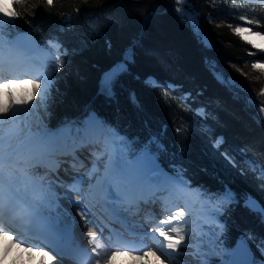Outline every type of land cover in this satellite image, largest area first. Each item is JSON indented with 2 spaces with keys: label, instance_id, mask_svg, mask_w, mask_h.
Segmentation results:
<instances>
[{
  "label": "trees",
  "instance_id": "16d2710c",
  "mask_svg": "<svg viewBox=\"0 0 264 264\" xmlns=\"http://www.w3.org/2000/svg\"><path fill=\"white\" fill-rule=\"evenodd\" d=\"M187 2L210 49L203 47L190 23L182 22L180 0H53L51 6L47 0H20L15 5L20 16L14 23L3 22L0 33L15 38L29 30L38 50L53 51L50 41L60 45L43 103L50 128L82 124L96 112L133 141L128 159L158 135L165 149L158 152L161 168L172 175L174 168H183L185 179L202 192L221 194L227 186L235 193V202L219 206L220 237L229 249L245 238L253 259L264 261V218L245 206L246 194L264 206L261 182L246 163L264 164V72L252 67L264 62V51L234 32L243 25L264 32V4ZM129 49L134 62L128 63L127 72H117L111 98L103 91V80ZM149 77L159 86L148 85ZM133 93L142 111L131 102ZM219 137L224 143L217 149ZM219 258L215 254L211 264Z\"/></svg>",
  "mask_w": 264,
  "mask_h": 264
},
{
  "label": "snow or ice",
  "instance_id": "6c2138e0",
  "mask_svg": "<svg viewBox=\"0 0 264 264\" xmlns=\"http://www.w3.org/2000/svg\"><path fill=\"white\" fill-rule=\"evenodd\" d=\"M20 0H11L6 3L5 0H0V30H2L3 22L14 23L15 19L20 16V13L16 11L15 5ZM187 2V0H185ZM47 4L51 6L53 0H47ZM191 5H189V8ZM178 14L181 17L182 22L190 23L195 34L200 36V42L203 47L210 49L212 47L207 37L199 31L198 19L190 14L188 11H182L177 9ZM234 32L242 37L248 44L252 45L256 49L264 51V33H253L250 27H236ZM255 37V38H253ZM257 40L259 42H257ZM49 47L53 50V53L59 51L60 45L58 43L49 42ZM110 47V45H109ZM67 49L64 50V55H67ZM134 53L129 49L125 54V63L118 66L119 71L127 72V63L133 61ZM51 59L55 61L58 59L55 55L51 56ZM207 62V61H206ZM213 66L214 61L212 62ZM254 69L264 71V63H255L252 65ZM4 70V62L0 59V72ZM107 74L105 77L103 91L111 98H114L112 91L113 82L116 75ZM216 78L220 82H225L222 73H216ZM0 79H3L0 77ZM44 81L43 91L40 96V101L43 104L47 98L52 81L48 79V76L38 77L34 82L29 79H3L0 83V96L6 95L8 97L7 102L0 101V113L7 114L9 111V104L15 103L18 107L28 104L35 99V90L41 89L40 80ZM146 83L153 87H158L157 81L149 77ZM228 84L236 86L231 80L227 81ZM169 88H175L174 85L169 84ZM261 94H264V89L261 90ZM130 99L133 105L143 110L142 106L136 99L135 94H130ZM257 111H262L260 108ZM197 114L204 117V110L198 109ZM206 118V117H205ZM3 119L0 118V221L8 219L9 223H22L24 220L31 221L28 224H23V227L29 228L31 231L38 233L44 237L46 241L51 242V246L54 250L59 248H71L77 255L82 254L83 250L75 245V240L72 236V225L68 221L73 220L71 214L66 210L61 209L57 212L55 217L45 216L43 211L36 208L39 204L43 209L51 212L53 207L58 208L56 200L59 199L56 193L52 191V185L55 181H46L45 178L30 174L31 170L37 166L45 167L51 171L59 168V161L54 157L58 155H71L73 162L69 165L72 169L83 167L82 162L75 156V151L86 144L102 145L103 151L101 153H93L96 162L100 163L104 168L103 179L98 180L95 185H90L88 189L80 187L83 183V177L79 174L72 177L73 183L69 185H61L62 190L66 193L65 199L73 207L90 205L96 202H103L110 207L118 210H125L124 205H133L139 199L146 195L153 194L157 188H163L169 190L176 195L184 196H205L204 203L210 205L213 210H216L221 204L228 202H235V193L230 188L225 186V190L221 194H210L196 190L195 193L186 191L190 187L189 181L185 179V171L183 168L176 167L173 169L174 175L169 176L165 173L160 165L157 163L158 152L164 151V146L160 142L158 135H152L151 138L143 144L139 153L135 154V159L129 160L128 153L132 150L133 141L128 140L126 137L121 136L116 129L105 124L104 121L99 119L95 113H92L88 120L84 122V128H67L61 129L60 135L56 133H50L45 129L43 135H38L37 138L30 143L27 148V157L25 163L27 169H20V177L17 178L15 173L10 169L8 172L9 184L12 185L16 179L24 184L28 196L27 199L22 202L17 196L9 195L6 197L4 192V176H5V153H4V133H3ZM176 131H179L177 129ZM14 129L10 128L7 135L11 136ZM224 143V138L219 137L214 145L215 148ZM153 146L156 151H153ZM13 153L18 156L21 153V146H17L11 152L8 153L9 158ZM249 164V168L255 175L256 179L261 182L260 188L264 190V164L256 165L251 161H246ZM99 172L96 167V163H93L92 168L89 170V175H94ZM17 192L19 188L17 187ZM79 192L84 197L83 202L76 201L71 193ZM216 200V204L213 205L212 200ZM245 206L251 211L258 214L261 218H264V206H262L253 197L246 194ZM85 211L88 212L91 217V210L89 207H85ZM184 213L181 209L175 215H169L166 221H157L158 226L153 232H144L143 238L152 237L153 239L159 238L161 241L160 247L162 251H166L169 258L173 255H182L178 249L182 245L184 236L181 234L182 229L179 226H173L178 223L176 217H183ZM62 218H67L64 221V227H60ZM169 228L166 231L165 228ZM191 234V233H190ZM118 238L123 239L122 233L116 234ZM0 237L6 241L5 253L13 246L20 247L19 243H16L14 236L9 234V231L0 224ZM99 238L96 235L91 237V241L95 244V248L91 251L95 253V264H114L118 256H129V264H152V261L147 258L155 257L159 260L155 251L151 249L144 251L143 249H134L132 252L128 250L124 251H111L105 252L103 255L101 251V245L97 243ZM49 246L47 243L38 245V247ZM192 246L194 248L193 255L201 258L200 264H207V261L203 259L207 253L200 251V245L183 244V247L188 248ZM147 247V245H145ZM29 256H32L33 249L28 248ZM140 252L142 254H136ZM241 259L238 264H248L247 257L248 252L246 248L239 249ZM41 259L38 264H52V256L45 251L39 253Z\"/></svg>",
  "mask_w": 264,
  "mask_h": 264
},
{
  "label": "bare ground",
  "instance_id": "6f19581e",
  "mask_svg": "<svg viewBox=\"0 0 264 264\" xmlns=\"http://www.w3.org/2000/svg\"><path fill=\"white\" fill-rule=\"evenodd\" d=\"M35 56L36 54H33L32 52L24 49L16 38L12 39L10 42L0 41V59L3 60L4 65L9 66V69H6L4 66V70L0 72V77L2 78H4L5 76L8 77L4 79H29L35 82L38 77L47 75L46 73L43 72L42 68L38 67V65L32 62V59H35ZM41 80H40L41 89L35 90V97H37V99L40 98L42 90H43V82H42L43 80L42 81ZM0 83H2L1 79H0ZM7 100H8V97L6 95L0 96V101L7 102ZM12 106L15 107V105L10 103L9 111L7 114L0 113V118H2L4 121L3 133H4V153H5V161H4L5 174L9 172L6 169V166H8V164H11L12 162H15V163L17 162L18 164H26L25 159L27 157V148L31 143V140L29 142L28 137L30 136L33 138L35 137L34 138L35 140L38 136V134L32 133L31 135V133L28 132L23 135V138H20L21 135H19L20 131L18 132V130H19V127L22 126V123L18 118H17L18 120L15 118V115H13L14 112L11 110ZM23 114L24 112H22L19 116L21 117ZM10 128L14 129V132L11 136H8L7 133ZM67 128L76 129V127L71 126V127H62L57 132H53L54 130H50V131L51 133L58 134V132L61 129H67ZM17 146H21L20 155L18 156L16 153H13L12 157L9 158L8 153L11 152L13 149H15ZM102 151H103L102 145H93V144H86L85 146L75 151V156L78 158L80 162H82L83 167L72 169L70 171L71 172L70 175L75 176L79 174L80 176L83 177V183L80 185V187L84 189H88L90 185H95L98 180L103 179L104 168L102 167L100 163L95 161L94 156H93V153H101ZM54 159L59 161V168L55 169L54 171H51L45 167L38 166V169H37L38 174H35V176L41 177V174L43 175V174H46L47 172L52 173V174L57 173L58 176H60L59 177L60 182L67 184L69 182L67 180H70V179L67 178V176L63 175L62 173H59V170L64 168V166H69L73 162L72 156L71 155H58L54 157ZM90 162H91V166L88 169V172L85 173L84 172L85 170L81 171ZM93 163H96V167L99 169V172L94 175H89L88 173H89V170L92 168ZM23 167H28V166H23ZM19 177L17 176V178ZM4 182L9 183V180L6 179L5 176H4ZM12 185L15 187L16 186L21 187L22 191L27 193L26 189H24L25 188L24 184L19 179H16ZM52 191H54L57 197H59V199L56 200V204H58L59 207L58 208L53 207L56 213L60 212L61 209L66 210L68 213H70L73 220L68 221V223L72 225V232L73 231L78 232V234L81 237H83L84 239L88 241H91L90 239H87V237L84 235L83 232H85L88 225H90V227L91 225L92 227L95 226V224H92L93 220L95 219L94 216L89 217L85 215V213H83L81 210L78 209L79 206L73 207L67 201V199H65L66 193L64 191L62 190L55 191L53 187H52ZM23 192H21L22 195H23ZM195 202L196 201H195L194 196L176 195L169 190H165L163 188H157V190L153 194L142 197L135 204L130 205V206L124 205L125 210L123 211L119 210V216H118V219L116 220L125 219L126 218L125 216H127V214L129 215L130 211H132L135 215L139 214L142 216H146L145 218L146 224H145L144 230L147 232H153L155 228L158 226L157 221H161V222L166 221L169 215H175L178 211L182 209L184 213L183 217L177 216L176 220L178 223L173 225V226H179L182 229L181 234L184 236V240L182 241L181 247L178 249L179 253H182V255H173L172 258H169L168 255L166 254V251L161 250L160 239L155 238V240L158 241L159 243L157 242L158 243L157 244L156 242H151V244H148V246H149V249L157 253V256H159L160 259L156 260L155 257H151L147 259H150L152 261V264H172V263L198 264L199 256L192 254L194 251V248L192 246L185 248L183 247V244H190V245L200 244L198 241L200 239H197V242H196L195 236L197 235V232H198L197 236L202 237V234H204L205 232H210L213 229V227H212L211 221L209 220L210 213H208L207 217H205L206 216L205 214H204L205 216L203 217L202 214L196 213L198 214L197 219L196 218L194 219L193 215H191L193 209L196 206ZM100 203L101 202H96V203H93L87 206L91 207L92 205L95 208H98L100 206ZM147 210H150V211L147 212ZM149 212H151V215H152L151 217L154 216L151 220H150L151 217L150 218L147 217V213ZM135 219H138V216ZM65 220L67 219L64 218L63 221ZM3 221H0V224H2L3 227H5V229H10L13 227V225L9 223L7 219H4ZM61 226L64 227V222H62ZM99 226L100 225L95 226L94 229L91 231L93 232L92 236L96 235L99 238L97 240V243L101 245V249H99V251H101V254H103L107 252V250L104 249L103 244L105 242H108L109 238L108 236H106V234L104 235L103 233L100 232ZM165 230L170 232V229L167 227L165 228ZM170 234L175 235L174 233H171V232ZM148 238H152V237H148ZM6 243L7 242L3 240L2 244L0 245V264H38V261L41 259L39 255L40 252H38L36 249H33L34 252L32 253V256L30 257L28 251H26V249H28L29 247H24L23 244L20 247L13 246L5 253ZM93 245L95 246V244ZM114 251H124V250L116 248L114 249ZM218 252L219 253L216 255H220V256L225 255V253L222 254L221 251H218ZM214 256L211 257L212 261L210 263L208 262L207 264H211L212 262H214L213 260ZM8 258L10 259V261L7 260ZM129 260H130L129 256L121 255L116 258L114 264H129ZM252 264H255V263H252Z\"/></svg>",
  "mask_w": 264,
  "mask_h": 264
},
{
  "label": "rangeland",
  "instance_id": "374dc122",
  "mask_svg": "<svg viewBox=\"0 0 264 264\" xmlns=\"http://www.w3.org/2000/svg\"><path fill=\"white\" fill-rule=\"evenodd\" d=\"M253 1L261 2V3L264 4V0H253ZM5 2L8 3V2H11V0H5ZM179 9L182 10V11H188V12H190V14H192L193 16H195V13L191 10V8H189V4H188V2H185V0H180ZM253 38H255V37H253ZM12 39H14V38H5V36H3L2 33H0V41L1 42H3V41L4 42L9 41L10 42ZM257 42H259V41L257 40ZM52 55H55L56 56V52L53 53V51H50L49 49L44 48L42 50H39L36 53V56H35V63L34 64H36V65H38V67L42 68L43 72L46 73L47 76H48L49 72L56 67V61H57V59L55 61H53V59H51V56ZM124 63H125V60L119 62L107 74H112L114 72L117 73L119 71L118 66L121 65V64H124ZM257 63H264V62L258 61ZM126 66H128V63H127ZM5 78H6V76H5ZM3 79H1L2 82H3ZM104 81H105V78L103 80V85H104ZM42 82L44 84V81H42ZM12 104L15 105V107L14 106L11 107V110L14 112L13 115H15V118L16 119L18 118L21 121V123H22V126H20L19 127V130H18V132L20 131L19 132V135H21L20 138H23V135L25 133H28V132H30L31 135H32V133H35V134H38V135H43L45 129H47V131L51 133V131L48 130V126H47L48 125L47 124V117H48V115H47V112L44 109L43 104L40 101V98L37 99V97H35V99L33 101H30L28 104L22 105V106H19V107L15 103H12ZM14 108H16L19 113ZM21 111L24 112V114L20 117L19 115L22 113ZM17 120H15V121H17ZM68 127H70V126H68ZM57 131L58 130H54L53 132H57ZM58 134L60 135V131L58 132ZM34 138L31 137V136L28 137L29 142H30V140H31V142L34 141ZM133 159H129V160H133ZM12 163L11 164H8V166H6V169H7V171H9L11 169L15 173V176L16 177L17 176L19 177L21 175L20 169H27V167H23V166H26V164H18L17 162L16 163L15 162H12ZM90 166H91V162L84 169H82L81 171L85 170L84 172L87 173L88 172V169L90 168ZM36 169L37 168L32 169L30 174H34L35 175V173H37V170ZM60 171L63 172V173H65L67 176H69V179L70 180H69V182L67 184L60 182L59 177L56 176V175L55 176H52L51 174H43V175L41 174V177L45 178L46 181H55V184L52 185V187L55 189V191L62 190L61 189L62 188L61 185H69V184H72L73 183V181H72L73 175H70L68 173L69 168L67 170H66V168L63 169V170L61 169ZM66 171H67V173H66ZM196 190H198V189H194V192H196ZM71 195L78 202H83V200H84L83 196L80 195L79 192L71 193ZM194 198H195V201H196L195 202V205L196 206H195V208L193 209V211L191 213V215H193L194 219L195 218L196 219L198 218L197 216H198L199 213L202 214L203 217L205 215H206L205 217H207L208 216V213H210L209 220L212 223L213 229L210 232H205L204 234H202V237L199 236L200 238L197 236L198 235V232H197V235L195 236L196 242H197V239H200V240H198L199 243H200L199 244L200 245V251L201 252H204V253H207V255L203 257V259H205L207 261V263L208 262L210 263L212 261L211 257L214 256L215 254H218L219 253L218 251H221V253L223 254L225 252H230L231 249H229L226 246H224V242H223V240L220 237L221 222H220V219H219V216H218L219 207L216 210H213V208L210 207L209 204L204 203V201L206 199L205 196H200L198 198L196 196H194ZM211 203L213 205L216 204L213 201ZM85 207H89V206H87V205L79 206L78 209L81 210L83 213H85V215L89 216L88 212L85 211ZM89 208L91 210V216H94L93 213H92V208L91 207H89ZM196 213H198V214H196ZM94 218H95V216H94ZM65 219H67V218H65ZM92 224H95V226H97V224H99L98 221L96 220V218L93 220ZM94 227H92V225H91V227H90V225H88L87 228H86V230H85V232H83L84 235L87 237V239H90L91 240V237H92V234H93V232L91 230H93ZM193 235H195V234H193ZM103 245L107 249V252L108 253H110L111 251H114L112 249L111 250L110 249L108 250L107 243L106 242ZM142 249L144 251H147L149 249V246L147 245V247H144ZM136 254H142V253L137 252ZM223 257L224 256L221 255L220 258H222V259L219 258L222 262L224 260ZM198 258H199L198 259V262H199L198 264H200L201 258L200 257H198ZM7 260L10 261L9 258ZM220 260H219V262H220ZM172 264H175V263H172Z\"/></svg>",
  "mask_w": 264,
  "mask_h": 264
},
{
  "label": "water",
  "instance_id": "95a60500",
  "mask_svg": "<svg viewBox=\"0 0 264 264\" xmlns=\"http://www.w3.org/2000/svg\"><path fill=\"white\" fill-rule=\"evenodd\" d=\"M18 41L24 49H26L32 53H34L38 49L37 38L29 30L21 31L18 34ZM254 199L257 200L263 206V204L258 199H256V198H254ZM238 248L239 249H243V248L247 249V252L249 254L247 257V261H248V264H250L252 261L251 248L244 239H239L237 241V243L235 244L233 253L231 254V264H238V261L241 259L240 252H238Z\"/></svg>",
  "mask_w": 264,
  "mask_h": 264
},
{
  "label": "clouds",
  "instance_id": "9594fccd",
  "mask_svg": "<svg viewBox=\"0 0 264 264\" xmlns=\"http://www.w3.org/2000/svg\"><path fill=\"white\" fill-rule=\"evenodd\" d=\"M5 178L8 179V173L5 174Z\"/></svg>",
  "mask_w": 264,
  "mask_h": 264
}]
</instances>
